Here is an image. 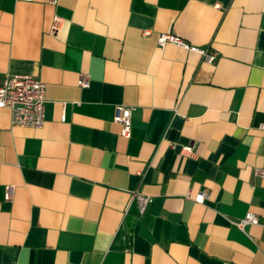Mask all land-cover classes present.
<instances>
[{
	"label": "crops",
	"instance_id": "0c3cea01",
	"mask_svg": "<svg viewBox=\"0 0 264 264\" xmlns=\"http://www.w3.org/2000/svg\"><path fill=\"white\" fill-rule=\"evenodd\" d=\"M11 75L46 104L40 128L0 109V264H264V0H0Z\"/></svg>",
	"mask_w": 264,
	"mask_h": 264
},
{
	"label": "built area",
	"instance_id": "2783aa9c",
	"mask_svg": "<svg viewBox=\"0 0 264 264\" xmlns=\"http://www.w3.org/2000/svg\"><path fill=\"white\" fill-rule=\"evenodd\" d=\"M18 2H31L32 0H16ZM57 0H49V4L55 5ZM217 7V6H216ZM61 23L59 16H54L51 30L55 32ZM149 32H143V36ZM167 44H172L184 50L198 53L202 56L203 61L211 64L217 57L214 51L200 50L194 46H190L184 40L171 34H159L157 37V47L164 48ZM90 83L89 75L82 74L77 85L80 88H88ZM45 84L29 75H11L6 76L0 84V109H8L10 112V122L13 127L40 128L44 123L45 113ZM133 108L129 106L119 105L115 108L113 122L120 125V135L129 138L131 133V115ZM264 129V125L261 126ZM170 148L174 149L175 145L170 144ZM181 154L192 157L193 149L190 146H184L180 149ZM260 176H264V171L260 172ZM12 189L7 188L5 200H10ZM206 198L204 193L197 194L196 202H203ZM132 199L137 204L138 212L143 215L146 207L151 203L152 198L140 194L137 190L132 193ZM238 228L243 229L248 225L258 224V219L252 212H247L245 216L232 222Z\"/></svg>",
	"mask_w": 264,
	"mask_h": 264
}]
</instances>
